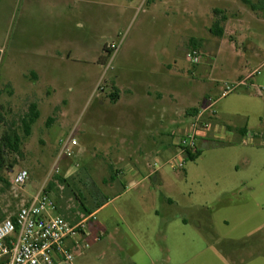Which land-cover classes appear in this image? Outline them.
<instances>
[{
  "label": "rangeland",
  "instance_id": "1",
  "mask_svg": "<svg viewBox=\"0 0 264 264\" xmlns=\"http://www.w3.org/2000/svg\"><path fill=\"white\" fill-rule=\"evenodd\" d=\"M237 1H229L232 3L229 10L239 14ZM250 1L259 6V0ZM120 2L125 4V0ZM225 2L205 1L201 9L194 0H168L166 7L162 5L170 15V26L167 30L169 32L168 36L166 32L163 33L155 43L159 47H167L170 55L174 56L172 70L177 71L179 76L188 78L183 81L200 85L210 80L209 66L213 59L211 50L214 48L216 38L206 25L207 14L204 8L211 6L213 9L217 7L225 10ZM138 3L137 1L131 6L136 8ZM119 11L124 14V18L118 25L117 21L111 23L107 18L101 22L102 28L94 24L93 37L101 38L104 35V39L102 37L99 44H96V41L89 44L90 50L77 52V56L82 54L92 60L99 58L103 55L104 43L117 46L119 43L117 37L125 39L135 33L139 36L140 27H143L144 22L151 25L142 32V41L145 38L151 42L156 34H160L166 27L165 23L155 24L153 19L145 14L137 18L134 17V12H125L124 8ZM156 12L161 13L159 9ZM257 12L263 13L261 10ZM180 14L185 17V27L175 25L183 20ZM221 16L223 15H217L216 21L223 25ZM28 30L29 28L24 30L26 36ZM31 31L33 33L30 32V36L35 35L41 39L40 43H45L48 39L41 27L31 28ZM73 35L81 38L84 36L77 24L74 25ZM74 41L78 43L80 39ZM252 42L258 49L259 62L252 61L245 69L240 67V62L230 60L228 54H223L216 62L211 78L218 80L222 87L227 84L235 89L226 96H222L223 92L218 96L213 95V99L218 100L215 107L217 111L224 109L225 112L246 99L239 96L240 93H245L246 85L240 87L234 82L239 74L246 76L260 64V61L264 62V27ZM194 48L202 52L201 68L193 66L187 59V53ZM43 55L40 49L34 51L30 45L25 48L20 44L15 4L9 22L0 35V136L14 130L21 138V144L19 153H7L5 167L0 168V221L13 217L21 205L32 201L38 195L47 196L55 204L57 213L72 222H78L88 216L86 209L92 211L98 203L110 198L108 204L98 213V232L102 233L101 240L91 243L84 254L76 257L74 264H264V185L258 199L260 206L251 202L241 208L244 221L232 223L230 227L223 223L224 211L217 209L214 211L212 223L209 221L203 223L201 231L192 227L184 228L185 236H182L178 234L181 224L164 227L162 218L153 212L156 209L160 211L162 195L171 196L181 202L182 193L178 192L181 189L186 191V195L192 193L196 199L207 196L213 199L216 193L213 192L215 184L209 178L225 174L228 171L226 163L229 160L239 161L243 156H247L251 164L246 173L259 170L264 173V124L259 125V137L250 141L248 134V143L237 142V145H240L238 148H230V145L225 143L201 147L202 156L197 161L187 160L183 169L174 170L165 163L166 161L159 167L155 165L154 158L149 157V164L160 171L164 187L152 185L147 180L132 190H119L118 184L109 180V175L113 171L108 166L113 165L117 168V165L113 163V157L108 156L106 142L88 140L86 143L76 131H73L74 125L82 122L87 110L93 111L97 108L98 88L103 85L107 73L111 72L109 67L92 63L93 61L80 63L66 58L46 63ZM66 55L67 53L63 54L64 57ZM224 58L227 60L224 61ZM194 67L197 68L193 72ZM202 68L206 70L202 71ZM32 69L41 74L39 81L29 82L21 77L22 73ZM254 76L255 79L251 78L247 82L249 87L252 84L251 80L264 81V65ZM251 92L255 94L254 91ZM196 97L199 98L197 94ZM38 99L41 103V116L33 125L31 135L26 137L22 119L28 112L29 105ZM63 100L67 101L65 106H62ZM252 100L260 101L264 110V100ZM245 101L248 106L249 100ZM188 103L197 106L192 105L193 102ZM60 110L66 112V116L54 123L59 119ZM50 119L52 120L49 121ZM252 120L259 124L256 115L252 116ZM72 134L78 138L80 145L81 141L85 144L84 154H78V147L71 148L70 151L61 149L60 140ZM20 170H27L29 179L23 187H14L12 180ZM185 173L189 175L188 184L182 181ZM203 176L207 180L194 181ZM152 186L153 200H149ZM114 190L118 191V197L109 195ZM105 193L108 194L105 196ZM144 193H147L146 201L140 200L142 197L138 196ZM212 234L215 237H212ZM228 240L235 242L229 243Z\"/></svg>",
  "mask_w": 264,
  "mask_h": 264
},
{
  "label": "crops",
  "instance_id": "2",
  "mask_svg": "<svg viewBox=\"0 0 264 264\" xmlns=\"http://www.w3.org/2000/svg\"><path fill=\"white\" fill-rule=\"evenodd\" d=\"M137 1L139 2L138 6L133 8L131 4H135ZM194 1L199 4V9H201L202 3L210 0ZM224 1H226L225 10L217 7L213 9L211 6L204 8L205 14H207L206 25L209 26V29L216 21L214 10L222 11L226 20L224 24L222 23L224 35L222 37L215 36L216 41H214V48L211 50L213 59L209 66L210 80L205 84L200 83V85L183 81L188 78L185 79L179 76L177 71L172 70L174 56L170 55L167 47H159L155 43L163 33L169 32L167 30L170 26V15L167 9L162 8V5L165 7L168 5V0H125L124 5L120 0H0V35L6 28L13 8L17 4L18 40L25 48L30 45L34 51L37 49L43 51L46 63H51L52 60L58 58H66L80 63L93 61L92 63L109 67L111 72L107 73L103 85L99 86L102 91L98 88L97 108L93 111L87 110L82 122L79 121V125L78 123L74 125L73 131H76L86 143L88 140L106 142L109 149L108 156L113 157V163L117 165V168L107 165L113 171L109 175V180L118 184L119 190H132L147 180L152 185L164 187L160 171L149 164L148 158H154L155 165L159 167L163 166V161H166L165 163L169 164L171 168H173L171 162L174 161H184L185 166L188 159L186 155L180 153L177 137L191 133L194 119L206 108L209 99L222 92L220 82L211 78L216 62L223 54H228L230 60L240 62V67L246 69L249 64H252V61L259 62L260 60L257 54L258 49L252 41L264 27L263 13L253 11L248 5L238 0L240 8L238 14L229 10V5L232 4L229 2L230 0ZM123 8L125 12H134V17L145 14L152 18L155 24L163 25L165 23L166 27L160 31V34L157 33L151 42L145 38L142 41V32L151 25L144 22L143 27H140L139 36L135 33L130 37L128 35L125 39L117 37L119 43L117 46L115 45V49H109L108 42L104 43L103 55L99 58L92 60L82 54L77 56V52L89 51V44H94L95 41L96 44H99L102 37L104 39V35L101 38L93 37L95 34L93 32L95 31L94 24L102 28L101 22L107 18L111 20V23L117 21L118 25L124 18V14L119 11ZM158 9L161 13L156 12ZM179 16L183 20L178 21L175 25L185 27L184 15L180 14ZM158 20L161 22H157ZM75 24L84 33L83 38L73 35ZM35 27H41L47 34L48 39L45 43H40L42 40L35 35L30 36L31 28ZM25 28H29L27 36L24 34ZM26 37L27 40H25ZM77 38L80 39L78 43L74 41ZM181 45L183 46V44ZM64 53H67L66 57L63 56ZM104 58L106 59L104 60ZM223 60L225 61L227 58ZM201 65L202 63L193 66L199 68ZM263 65L264 62L260 61V64L246 76L239 74L235 79L236 85L239 84L240 87L246 85L245 93H240L239 96L246 97L250 102L249 105H246L245 99L225 112H223L224 109L218 111L216 109L217 118L214 120L211 130L198 139L197 151L200 152V156L193 161H197L202 156L201 147L225 143L230 145V148H238L240 145H237V142L248 143V134L250 141L259 137V125L264 124V110L260 101L252 99L264 100V81L251 80L250 87L247 82L251 78L255 79L254 74ZM197 67H194L193 72ZM205 70L202 68V71ZM21 77L25 81L36 82L39 81L41 74L32 69V71L22 73ZM251 91H254L255 94ZM111 94L114 95L115 101L110 100ZM196 94L199 98L196 97ZM188 102H193L192 105L197 106H191ZM66 103L67 101L63 100L62 106H65ZM35 104L41 116L39 99ZM62 110L59 111V119H56L54 123L57 120L61 121L64 115L66 116V112H62ZM255 115L259 124L252 120V116ZM72 135L74 136V134ZM75 138L78 140L77 137ZM81 143L80 145L79 142L78 145V154L80 155L86 151L83 147L85 144L82 141ZM250 164L251 161L247 156H243L239 161L229 160L226 163L228 171L225 174L209 178L215 184L213 192L216 193L213 199L208 196L196 199L192 193L186 195V191L181 189L178 190L182 193L183 200L181 202L174 200L171 196L162 195L160 211L156 209L153 212L162 218L164 227L181 224L183 228L180 227L178 234L182 236H185L184 228L192 227L201 231L203 223H208V221L212 223L215 217L214 211L217 209L224 211L223 223L227 227H230L232 223L244 221L241 208L251 202L258 204L261 191H263L262 185H264L262 171L246 173ZM200 179L207 180L203 176L194 181L198 182ZM188 180L189 175L185 173L182 181L188 184ZM199 185H201L200 182ZM153 189L152 186L149 200H153ZM117 192L114 190L109 195L118 197ZM106 194L108 193H105V196ZM138 196L142 197L140 200L146 201L147 193L138 194ZM109 201L110 198H107L106 202L92 213L96 217V221L89 228L91 243L97 242L93 241V237L96 233H100L98 232V213ZM260 204L259 202L258 207ZM212 237H215L214 234ZM233 241L228 240L229 243Z\"/></svg>",
  "mask_w": 264,
  "mask_h": 264
},
{
  "label": "built area",
  "instance_id": "3",
  "mask_svg": "<svg viewBox=\"0 0 264 264\" xmlns=\"http://www.w3.org/2000/svg\"><path fill=\"white\" fill-rule=\"evenodd\" d=\"M108 48L113 50L116 46L112 44ZM202 58V52L196 48L187 53L192 65H199ZM234 90L226 84L222 87L223 96ZM215 106L216 100L209 99L206 108L194 119L192 132L177 137L182 155L197 152L198 139L211 130L217 118ZM60 144L63 151H70L79 142L71 135L60 140ZM171 166L183 168L184 161L171 162ZM28 179L29 172L20 170L12 180L13 186L23 187ZM95 221L96 217L91 214L72 222L57 213L55 204L47 196L38 195L21 205L13 217L0 221V264H74L76 257L91 245L89 228ZM101 237V232L96 233L93 241Z\"/></svg>",
  "mask_w": 264,
  "mask_h": 264
},
{
  "label": "trees",
  "instance_id": "4",
  "mask_svg": "<svg viewBox=\"0 0 264 264\" xmlns=\"http://www.w3.org/2000/svg\"><path fill=\"white\" fill-rule=\"evenodd\" d=\"M241 1L244 4L248 5L253 11L261 10L264 14V0L258 1L259 6L253 4L250 0H241ZM213 13L215 16L223 15V12L217 9L214 10ZM220 20L225 21L226 17L223 15L221 16ZM210 32L217 37H222L224 35V28L222 27L221 22L215 21V23L210 29ZM106 48L107 47H105V49ZM105 59L106 58H104V60ZM110 100L115 101V97L113 94L110 95ZM39 117H40V112L38 110L37 105L35 103L30 104L28 108V112L22 119V125L24 129V134L26 137H29L31 135L32 127L35 124V122L39 119ZM51 120L52 119H50L49 121ZM49 121H48V125H49ZM20 144H21V138L19 137L17 132L14 130L7 131L0 136V168L5 167V160H6L7 153L9 152L19 153L20 152V148H19ZM199 156H200V152L198 151L195 154L187 152V159L190 161L197 159ZM106 200L107 199H105V201L98 203L96 207L94 208V210L92 211L86 209L85 210L86 214L91 215L95 210L100 208L106 202Z\"/></svg>",
  "mask_w": 264,
  "mask_h": 264
}]
</instances>
